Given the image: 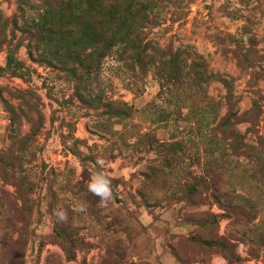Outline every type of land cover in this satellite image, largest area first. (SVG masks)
<instances>
[{
	"label": "rangeland",
	"instance_id": "374dc122",
	"mask_svg": "<svg viewBox=\"0 0 264 264\" xmlns=\"http://www.w3.org/2000/svg\"><path fill=\"white\" fill-rule=\"evenodd\" d=\"M48 1L0 0V264H264V0H163L80 81Z\"/></svg>",
	"mask_w": 264,
	"mask_h": 264
},
{
	"label": "trees",
	"instance_id": "16d2710c",
	"mask_svg": "<svg viewBox=\"0 0 264 264\" xmlns=\"http://www.w3.org/2000/svg\"><path fill=\"white\" fill-rule=\"evenodd\" d=\"M162 1L49 0L43 11L42 20L35 24L34 28L38 35L54 36L61 30L58 25L61 21L67 20V24L72 27L79 23L86 24L87 53L82 58V55H79L81 49L75 48L74 52L71 51L70 73L74 75V81H80L82 78L76 74L83 70L89 80L90 75L99 70L103 59L116 47L128 48L133 55L132 58L139 63L140 58L148 50V44L145 43L143 36L148 29L157 24L156 20L163 8L159 2ZM49 19L50 23H48ZM14 57L13 50H9L7 66L4 70L19 77L22 72L15 66L12 67L17 62ZM117 112L124 114L121 107L117 108ZM252 113L254 110L249 112Z\"/></svg>",
	"mask_w": 264,
	"mask_h": 264
}]
</instances>
